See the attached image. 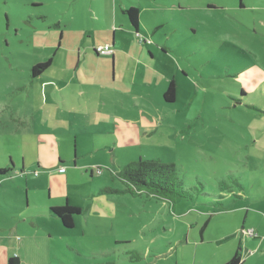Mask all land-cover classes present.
<instances>
[{
    "label": "rangeland",
    "instance_id": "374dc122",
    "mask_svg": "<svg viewBox=\"0 0 264 264\" xmlns=\"http://www.w3.org/2000/svg\"><path fill=\"white\" fill-rule=\"evenodd\" d=\"M38 1L0 0V169H10L0 177V206L24 208L27 198L30 206H65L49 200L48 183L71 178L68 204L81 214L71 232L57 227L28 245L26 264H225L237 250L241 264H264V0H182V16L168 15L166 33L133 38L142 49L138 73L135 48L123 45L124 64L115 69L108 58L116 96L99 92L100 107L116 111L118 124L132 129L126 132L139 129L137 142L119 146L109 139L111 119L103 125L107 140L93 128L94 144L78 129L71 141V85L58 86L70 71L64 51L53 48L58 31L44 27L66 16L71 0H42L41 8ZM148 50L167 67L149 60ZM48 60L50 68L32 78L31 68ZM90 73L81 69L85 80ZM165 75L174 81L172 103L162 99ZM240 89L248 94L243 103L234 101ZM37 139L55 143L42 151L48 169L28 160ZM50 149L66 159V173L54 168ZM140 159L175 165L182 196L107 194L122 189L115 173Z\"/></svg>",
    "mask_w": 264,
    "mask_h": 264
},
{
    "label": "crops",
    "instance_id": "0c3cea01",
    "mask_svg": "<svg viewBox=\"0 0 264 264\" xmlns=\"http://www.w3.org/2000/svg\"><path fill=\"white\" fill-rule=\"evenodd\" d=\"M38 3L35 7L47 6L42 0H39ZM131 8L138 11L136 28L130 24L123 13ZM182 10V0H175V4L169 2L168 5L160 0H71V11L66 16L64 14V16L61 15L48 20V24H44L46 18L44 15L39 17L42 20L41 24H44L49 32L50 30H54V33L58 31L59 42L53 48H55L56 53L59 49L64 51L62 61L65 62L66 69L70 71V76L62 79V82L59 81L58 86L67 89L71 85V141L73 144L76 143L73 135L76 129L81 136L85 137L86 140L88 139L90 144L95 142V136L92 133L93 128L96 132L104 131L102 135L107 140L110 132L105 130L103 125L107 123L108 119L113 121L114 126V132L109 138L112 145L119 146L125 142L127 145H132V143L137 142L139 129H136L137 132L135 130L134 132H126L127 129L125 128L130 129V127L118 124L119 116L116 115V111H102L100 107L102 102L100 93L111 92L112 96H116L115 89L107 83L108 58L112 69H115L117 61L120 65L124 64L119 53L120 51L123 52V45H128L130 49L135 48L134 53L138 61L134 64L138 73L142 69L140 67L142 49L138 45L136 47L133 38H139L140 35L155 38L158 31L166 33L168 15L180 14L182 16L180 13ZM104 45L111 46L112 54L108 56L94 55V49ZM155 46L160 49L161 54L165 55V59L172 62V59L163 50L162 44L155 43ZM47 47L50 49V45ZM130 54L131 52L128 50L129 60ZM92 58H95L98 64L95 65ZM147 58L149 60L155 59L158 64L167 67L165 60H162L158 55L154 56L150 50H148ZM82 68L91 72L90 75L86 74V80L82 77ZM246 69L250 68L247 67ZM140 74L143 77V72ZM245 75L250 77L251 71H247ZM164 77L168 79V82L171 79L170 75ZM78 90L81 91L79 94L76 93ZM85 90L89 95L86 94L84 101H80L79 111H77L78 99L83 97L80 95ZM76 113L80 114L79 117ZM75 117L77 121L73 120ZM98 137L101 136L98 135ZM39 140L37 139L34 145L27 149V157H29L30 164H34L36 169H48L51 167L49 166L51 162L50 159L43 156L42 151L45 146L51 148L55 143H43ZM85 145V142H81L82 148L91 149V145L89 147ZM75 148L67 157L70 162L72 161L73 166L77 158ZM50 150L55 155L56 165L54 168L58 172L60 168H64L63 161L66 159L62 158L61 154H55L52 149ZM64 173H66L65 168L64 172L59 174ZM53 181L58 187L51 184L52 182L48 183L49 200L65 199V205L69 206L70 197H67L66 194H71V178H65V180L57 178ZM25 204L24 208L20 206L17 208L9 207V204L7 210L0 206L3 214V217H0V264H5L7 259L11 257H16L20 264H26L28 245L42 242L45 236L50 238V233L55 231L57 227H62L65 233L71 232V229L64 228L60 219L51 213V208L62 207L63 205H49L46 208L36 204L30 206L28 198L25 200ZM48 223L53 224V228Z\"/></svg>",
    "mask_w": 264,
    "mask_h": 264
},
{
    "label": "trees",
    "instance_id": "16d2710c",
    "mask_svg": "<svg viewBox=\"0 0 264 264\" xmlns=\"http://www.w3.org/2000/svg\"><path fill=\"white\" fill-rule=\"evenodd\" d=\"M123 13L128 18L130 24L136 28L138 11L131 8ZM96 48L93 51L94 55L101 56V54L96 52ZM50 64L51 60L34 65L30 70L31 77L36 78L40 76L49 68ZM243 71H245V69ZM247 96L248 94H246L243 89H240L239 96L238 98L234 97V101L243 103ZM162 99L165 103H172L174 101L175 85L173 80L168 82ZM248 107L257 110V108L252 105ZM9 171L10 169H0V177L5 176ZM115 177L121 184L122 189L117 191H106L107 194H127L132 197H139L141 194H145L147 197L168 200L170 202L173 197L182 196L181 192L183 191L176 178V167L173 164H163L159 161H144L140 159L137 162L132 161L126 164L120 172L115 173ZM51 213L60 219L64 228L71 229L74 226L73 218L81 214V210L65 205L51 208ZM241 263L242 260L239 255V250H237L232 258L225 264ZM5 264H20V262L16 257H11L7 259Z\"/></svg>",
    "mask_w": 264,
    "mask_h": 264
},
{
    "label": "built area",
    "instance_id": "2783aa9c",
    "mask_svg": "<svg viewBox=\"0 0 264 264\" xmlns=\"http://www.w3.org/2000/svg\"><path fill=\"white\" fill-rule=\"evenodd\" d=\"M96 52L103 55V56H108L112 54V50L109 45H104V46H99L96 48ZM59 173L64 172V168H60L58 170Z\"/></svg>",
    "mask_w": 264,
    "mask_h": 264
},
{
    "label": "water",
    "instance_id": "95a60500",
    "mask_svg": "<svg viewBox=\"0 0 264 264\" xmlns=\"http://www.w3.org/2000/svg\"><path fill=\"white\" fill-rule=\"evenodd\" d=\"M110 48H111V46H110Z\"/></svg>",
    "mask_w": 264,
    "mask_h": 264
}]
</instances>
